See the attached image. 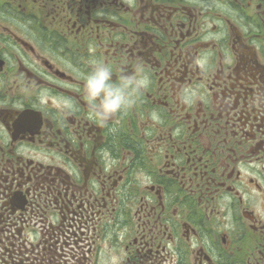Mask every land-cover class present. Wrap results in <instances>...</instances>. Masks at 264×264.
I'll return each instance as SVG.
<instances>
[{
	"label": "flooded vegetation",
	"instance_id": "flooded-vegetation-1",
	"mask_svg": "<svg viewBox=\"0 0 264 264\" xmlns=\"http://www.w3.org/2000/svg\"><path fill=\"white\" fill-rule=\"evenodd\" d=\"M0 264H264V0H0Z\"/></svg>",
	"mask_w": 264,
	"mask_h": 264
},
{
	"label": "clouds",
	"instance_id": "clouds-1",
	"mask_svg": "<svg viewBox=\"0 0 264 264\" xmlns=\"http://www.w3.org/2000/svg\"><path fill=\"white\" fill-rule=\"evenodd\" d=\"M113 73L111 65L94 60L83 77L86 118L109 133L117 131L114 121L131 113L151 86L150 75L142 65H137L132 74H121L118 80ZM68 108L72 112L78 110L71 103Z\"/></svg>",
	"mask_w": 264,
	"mask_h": 264
}]
</instances>
